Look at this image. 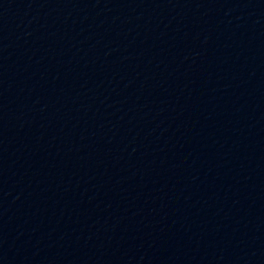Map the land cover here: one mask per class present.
Wrapping results in <instances>:
<instances>
[{"label": "water", "instance_id": "1", "mask_svg": "<svg viewBox=\"0 0 264 264\" xmlns=\"http://www.w3.org/2000/svg\"><path fill=\"white\" fill-rule=\"evenodd\" d=\"M0 264H264V0H0Z\"/></svg>", "mask_w": 264, "mask_h": 264}]
</instances>
